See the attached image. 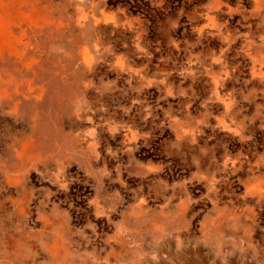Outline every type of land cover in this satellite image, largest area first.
Returning a JSON list of instances; mask_svg holds the SVG:
<instances>
[{"label": "rangeland", "instance_id": "1", "mask_svg": "<svg viewBox=\"0 0 264 264\" xmlns=\"http://www.w3.org/2000/svg\"><path fill=\"white\" fill-rule=\"evenodd\" d=\"M235 252L264 264V0H0V264Z\"/></svg>", "mask_w": 264, "mask_h": 264}, {"label": "crops", "instance_id": "2", "mask_svg": "<svg viewBox=\"0 0 264 264\" xmlns=\"http://www.w3.org/2000/svg\"><path fill=\"white\" fill-rule=\"evenodd\" d=\"M189 258H194V264H244L241 254L235 252L233 256L229 257H222V258H215L214 256L210 255H195L189 256ZM191 260V259H190Z\"/></svg>", "mask_w": 264, "mask_h": 264}]
</instances>
